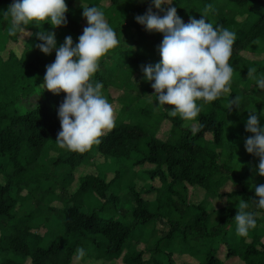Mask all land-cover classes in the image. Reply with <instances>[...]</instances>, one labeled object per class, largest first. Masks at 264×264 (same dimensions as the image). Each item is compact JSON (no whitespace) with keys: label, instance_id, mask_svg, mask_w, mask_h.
Returning a JSON list of instances; mask_svg holds the SVG:
<instances>
[{"label":"trees","instance_id":"obj_1","mask_svg":"<svg viewBox=\"0 0 264 264\" xmlns=\"http://www.w3.org/2000/svg\"><path fill=\"white\" fill-rule=\"evenodd\" d=\"M102 1L66 0L67 26H26L31 35L18 55L9 43L21 33L8 34L10 17L3 14L13 0H0V264H23L26 259L28 264H73L79 248L86 251L79 259L90 264H236L237 260L264 264V209L253 203L257 197L251 188L264 184V176L258 174L259 157L244 147L252 135L245 130L249 112L255 107L259 114L264 105V91L248 76L253 67L257 76L264 73V0H172L171 5H162L165 11L175 7L185 23L203 15L214 26L236 33L229 60L235 69L231 92L211 103L198 101L202 105L198 123L171 117L165 110L155 113L149 106L123 105L116 126L99 144L85 152L59 147L63 153L52 160V166L62 176L61 189L66 190L74 170L91 165L94 157L119 159L125 165L124 174L132 178L124 181L118 170L107 179L99 167L98 175H80L75 189L58 197L63 206L48 207L43 213L45 228L51 227L50 212L60 214V238H52L46 246L44 235L32 231L36 214L16 217L18 195L29 186L27 175L39 180L37 171L33 174L43 150L51 141L58 146L57 110L65 97L43 87L45 66L54 62L55 51L45 55L36 47L41 43L37 37L41 29L55 31L58 45L69 35L75 43L86 21L82 7H100L120 44L101 58L93 80L102 82L109 103L121 90L136 91L139 96L151 93L142 68L159 62L163 34L146 31L135 21L151 7V0H107V6ZM208 4L213 9L206 13ZM152 11L165 14L154 7ZM134 46L139 47L137 51L127 50ZM237 96L239 107L230 109V101ZM165 119L171 129L162 140L157 132ZM183 123L203 127L193 132ZM228 184L235 190L223 191ZM188 187L201 190L203 200L189 203ZM43 188L50 190V186ZM211 200L216 201L215 207ZM242 200L249 203L248 210L257 220L247 237L237 234L234 220ZM155 228L162 235L139 249V244L155 235ZM220 249L222 257L217 255Z\"/></svg>","mask_w":264,"mask_h":264},{"label":"clouds","instance_id":"obj_2","mask_svg":"<svg viewBox=\"0 0 264 264\" xmlns=\"http://www.w3.org/2000/svg\"><path fill=\"white\" fill-rule=\"evenodd\" d=\"M172 0H151V7L135 21L143 25L146 31L163 34L158 46L160 60L142 68L145 80L152 82L154 95L158 103L154 106L163 108L171 117L179 116L182 120L197 122L202 111L198 101L211 103L231 92L234 67L229 63L233 45L237 39L234 31L202 18H190L188 23L178 16ZM165 12L158 15L152 8ZM82 17L87 26L74 43L69 35L62 44L57 43L55 31L37 33L41 41L36 47L45 55L55 51V60L46 65L43 78L44 89L53 94L65 93L59 105L57 116L60 131L56 143L70 151L85 152L100 138L116 126V111L103 94L102 82L93 80L98 72L100 60L110 50L120 44L116 30L110 26L104 11L97 6L82 7ZM213 5H206L205 12L212 11ZM69 12L66 0H13L3 12L10 17L9 35L26 33V26L37 27L48 23L52 29L67 26ZM258 43V42H257ZM248 76L255 81L256 87L264 91V73L257 76L256 68H250ZM240 97L230 101L239 107ZM154 104V101H153ZM164 105L173 106L166 109ZM264 111L257 113L254 107L245 122V130L252 135L244 143L247 153L259 157L258 174L264 176V125L260 120ZM203 125L193 127L199 131ZM256 207L264 209V184L254 185ZM249 203L242 200L234 216L237 234L247 237L255 229V213L249 211ZM78 258L86 255L84 248L77 250Z\"/></svg>","mask_w":264,"mask_h":264},{"label":"rangeland","instance_id":"obj_3","mask_svg":"<svg viewBox=\"0 0 264 264\" xmlns=\"http://www.w3.org/2000/svg\"><path fill=\"white\" fill-rule=\"evenodd\" d=\"M101 4H103V6H107L109 4V2L106 0L102 1ZM84 23V27H82V30L87 26L86 21L83 22ZM29 37V35L27 36L26 33H21L17 39L16 42H10L9 46L11 48L14 49L15 53H17L18 55H20L24 49V44L25 41L27 40V38ZM129 40L126 43V46H129ZM139 47L134 46L131 48H128L127 50L132 52V51H137ZM249 55V54H248ZM261 57V56H259ZM152 83V82H151ZM118 100V101H116ZM114 100L111 104L113 105L115 111H116V116L118 115V111L119 109H121V107L123 105H129L130 109L132 108H143L146 106H149V108L153 109L154 112L156 113L159 110H164L163 108H157L154 105L156 103H158L156 100V97L154 95V89L151 90L150 94H147L145 96H139V94L136 91H128V90H121L119 92V96L118 98ZM154 101V104H153ZM164 107L166 108L167 106L164 105ZM168 109V108H166ZM260 112L264 111V105H260ZM259 112V113H260ZM262 116H264V113H262ZM260 123L264 124V119L260 120ZM183 126H188L191 129H193L194 126L193 124L188 125L187 123H183ZM171 129V123L169 122V120L165 119L162 124L160 125V128L157 132V137L159 139L165 140L167 138L168 132ZM53 140V139H52ZM57 147V148H56ZM52 144V141L50 142V145H48L42 152L41 157L37 163V168L36 170H34V174L35 172L37 173L38 179L39 180H35L34 178L30 177V175H27V179H29V186H25L19 193L18 198H19V206L17 207V212H16V217L19 218L21 216H28V215H32V213L36 214V219L33 221V225L32 226V231L40 233L41 235H44V240L43 243L44 245H48L49 241L52 238H60L59 233H60V226H59V219H60V214L58 213V211H52L50 212V222H51V227L50 228H45L44 226L42 227V222L44 221V212L47 211L48 207H54V208H60L63 206L62 204V200H60L58 197H60V195H65V193L67 191L71 192L73 189H75L76 187V183H77V179L80 175H85V174H89V173H93L94 175H98L100 174L98 171V167L99 170L102 172V174L107 178V179H111L114 175L115 172H117L119 170V174H124V170L125 169V165H123L119 159H112V160H107L104 161L103 158L101 157H94V159L90 162L91 165L89 166H84V167H79L77 169L74 170V180L71 183V185H69L68 189H61V179L62 176L60 174H56L55 173V169L52 166V160L55 159V157H58L59 155H61L63 152L62 150L59 148V146H56ZM127 169V168H126ZM61 172L63 171L62 169H60ZM130 178H132V174H127L125 172L124 174V181H129ZM44 187H48L50 186V190H47ZM252 189L254 188V186L251 187ZM235 190V187L231 184H228L226 187H224L223 191H229V190ZM125 191V190H124ZM124 191L122 192V194H124ZM127 195V194H125ZM186 195H187V200L189 203L191 202H199L203 200V192L201 190H197V189H193L192 187H188L187 191H186ZM210 201H208L209 203ZM212 202V200H211ZM213 202H216L213 200ZM212 202L213 206L215 207L214 203ZM218 202H217V206H218ZM43 214V215H42ZM39 222V224L37 225L36 223ZM160 226H158L156 224V228L159 229ZM155 228V229H156ZM156 229L154 234L155 235H151L148 237V242H143L142 244L138 245L139 249H144L147 243L152 244L154 242V240H156V237L161 236L162 232L160 230ZM221 249H223L224 252V246L223 244L220 246ZM218 251V256L222 257V254H224L222 252V250ZM150 253L148 252L147 249H145L144 251V257L145 258H149ZM9 257H14L13 255H9ZM15 259L21 260L19 256H15ZM195 259V258H194ZM28 260L26 259V261L23 264H28L26 263ZM193 261V259H192ZM230 261V260H229ZM235 261V260H234ZM119 262V261H118ZM233 262V261H232ZM236 264H241L240 261H235ZM73 264H90L89 262L86 261H82L81 259H79L78 257H75L74 260L72 261ZM120 263V262H119ZM196 262H191V264H195Z\"/></svg>","mask_w":264,"mask_h":264}]
</instances>
